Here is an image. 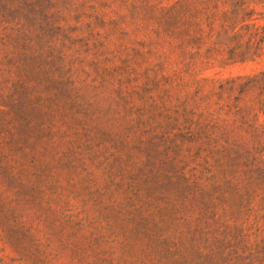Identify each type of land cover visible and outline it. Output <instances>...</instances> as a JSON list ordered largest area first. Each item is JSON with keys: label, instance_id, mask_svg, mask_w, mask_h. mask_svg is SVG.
I'll return each mask as SVG.
<instances>
[{"label": "rangeland", "instance_id": "rangeland-1", "mask_svg": "<svg viewBox=\"0 0 264 264\" xmlns=\"http://www.w3.org/2000/svg\"><path fill=\"white\" fill-rule=\"evenodd\" d=\"M0 264H264V0H0Z\"/></svg>", "mask_w": 264, "mask_h": 264}]
</instances>
